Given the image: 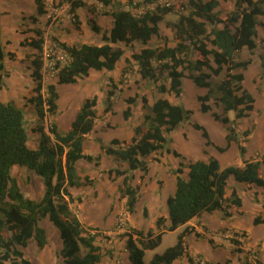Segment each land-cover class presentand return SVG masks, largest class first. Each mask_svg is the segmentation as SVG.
Listing matches in <instances>:
<instances>
[{"label":"trees","instance_id":"1","mask_svg":"<svg viewBox=\"0 0 264 264\" xmlns=\"http://www.w3.org/2000/svg\"><path fill=\"white\" fill-rule=\"evenodd\" d=\"M36 4L37 15L31 16L33 22L38 21V15L47 13L46 0H33ZM105 6L113 5L112 11H105V15L113 17L112 27L102 30L96 20V9L84 0H58V5L65 2L69 4V13L72 23L77 31L82 30V20L78 9L86 7L94 16L87 20L92 31L102 32V43L91 44L86 42L70 44L54 36V43L62 49L68 57V62H57L56 68L58 84H74L78 78L89 76L92 69L112 71L118 62L125 56V47L134 42H140L144 47L132 53L137 62L143 78L157 83L159 76L155 71L154 63L161 64V71H167L169 87L162 84L158 88L161 92H169L181 98L184 92V78L187 76L196 86L208 89L207 94L198 96L200 110L204 113L211 111L209 101L211 97L218 101L225 112L235 111L236 118H244L255 108L256 99L245 87L244 70L251 63V59H241L238 56L245 50L254 52L258 47V25L264 30V22H259V15H264V0H237L235 9L225 18L218 13L220 0H189L191 9L181 14L178 22L173 23L176 29L175 46L151 47L149 43L160 35L159 23L164 16L175 10L172 4H158L155 10H147L142 14H135L131 8L143 4L155 3L158 0H98ZM56 2V1H55ZM126 5V6H125ZM49 17L47 24L52 23ZM219 24H223L219 27ZM211 25V29H208ZM37 37H31L23 44L37 50L32 59V77L37 82L36 94L30 98L41 120L50 115L57 114L59 110V93L56 83L43 82V56L45 37L42 29H35ZM212 47H210V45ZM125 47H124V46ZM195 53L196 57L192 54ZM12 55V53H9ZM7 53L0 42V87L4 85L2 76L8 75L5 66ZM212 56V58H211ZM262 76L264 77V56H262ZM186 71L189 72L186 75ZM224 74L220 81L213 84L212 75ZM126 72L123 71L120 83L126 81ZM114 84V83H113ZM115 91L107 92L106 111L113 108L112 97ZM126 102L134 104L135 97H129ZM144 107L150 108L145 115V125L134 127L135 137L132 141L114 138L111 145L103 147L107 154L114 155L128 163L127 169L113 168L107 173L124 176L121 186L122 195L127 197V210L135 212L138 201L139 186L129 185V178L137 169L146 174L152 161H160L154 154L166 151L175 155L180 161L177 168H173L176 176V189L167 198L168 219L158 217L156 226L159 229L175 231L180 226L187 225L191 220L201 217L204 213L219 210L223 218L233 215V206H242V198L236 190L227 196L228 179L233 176L237 181L247 185L256 184L264 187V178L261 168L264 165V155L256 159L244 160V166L229 165L222 167L215 156L198 159L187 163L186 157L168 144L170 133L175 131L184 121L191 118L193 110L184 104H174L166 97L158 98L152 106H148L146 97L142 98ZM98 98L87 99L76 116L69 130L61 133L58 125L52 123L49 131L44 126L39 127L41 132L39 145L32 148L28 145L29 133L26 128L25 112L14 101L0 100V264H33L24 256L21 247H27L31 239H35L38 246L44 248L48 244L47 231L40 222L47 218L59 230L62 239L60 255L66 264H99L104 256L102 247L95 242L100 230L89 227L81 221L78 214L71 207L75 201L70 188L83 185L82 178L76 166L80 159L94 160L92 155L84 152V141L90 134L98 118ZM131 107L124 110L123 115L128 119L132 114ZM214 119L224 124L230 123L227 115L212 113ZM193 126L200 130L206 139V145L212 144L205 127L198 123ZM231 126L226 136L227 147L216 146L224 152L232 141H238L237 132ZM37 131V130H36ZM232 132H234L232 134ZM244 141L249 140L250 129L243 131ZM240 154L246 153L244 143L238 141ZM99 165L100 156L95 157ZM15 165L26 167L43 178L45 191L42 198L37 201L24 195L17 179L12 174ZM186 170V172H185ZM145 175L142 177L144 178ZM86 180L89 179L86 175ZM79 200L81 198H78ZM148 217V211L144 209ZM169 221L166 226L165 222ZM264 222V213L255 217V223ZM154 234L152 229L147 231L131 228L125 233L126 248L130 251L132 264H146L144 257L147 250H154L162 242L165 231ZM5 231L10 232L6 237ZM94 232V233H93ZM188 229L179 235L177 243L167 248L163 253L155 254L149 264H173L182 256H187L189 262L194 264L195 259L188 250L185 236ZM199 236H201L198 233ZM213 243V240H209ZM239 240L233 239V243ZM82 248L85 253L81 254ZM240 251V249H236ZM201 257V256H200ZM255 260L254 264H262ZM227 260L225 264H230ZM210 264L208 262H205ZM222 264V263H217ZM253 264V263H247Z\"/></svg>","mask_w":264,"mask_h":264},{"label":"rangeland","instance_id":"2","mask_svg":"<svg viewBox=\"0 0 264 264\" xmlns=\"http://www.w3.org/2000/svg\"><path fill=\"white\" fill-rule=\"evenodd\" d=\"M13 1H15L16 4L10 3ZM85 1L89 5H94V8L96 9L94 18H96L97 20V16L101 15L100 21L103 25H106L105 21L108 15L106 16L105 14H103V12L112 11L116 7L113 5L105 6L98 0ZM124 1L126 2V0ZM236 1L237 0H220V5L217 8L219 16L221 18H225L227 15H229L235 9ZM57 3L58 1L55 2V0L48 1V9H46L47 13L40 15L37 22H33L31 16L36 15L34 14V12H36V8L35 6L33 8V6L30 5L29 0H0V7H5V12H8L3 13V18L0 21V42L2 43L5 52L7 53L5 58V66L8 71V75L1 77L4 85L0 87V98L12 99L15 104H17L19 107H21V109L24 110L26 128L29 133L28 145L30 147H38L41 137V132L38 131V129L41 126H44L45 132L51 135L53 141L55 140L54 136L49 131L50 125L52 123H58L57 125H59V131L61 133H66L69 130L71 123L82 104L87 99L96 96L98 98V103L96 106L98 112L97 122L100 125L98 127L101 130L99 132H95L92 138L90 137L89 139H93L96 145L98 142L100 148L104 153H106V151L103 147L110 146L111 140L114 138L119 137L118 139L120 140L132 141V139L136 135L134 130V123L138 122V125H145V115L150 112V108L144 107L142 102L143 97L147 98L148 106H152L158 98L166 97L170 100V102L174 104H184L186 107L192 110L193 108L195 109V111H193L194 116L192 114L191 118L187 121H184L181 125L184 129L186 128V130L183 131V128H180L179 126L175 131L168 135L170 137L168 145L172 149H175L180 153H190V159L184 155L187 158V163H189L191 160L195 161L198 159L209 158V154L202 149V143L206 142V139L203 136L202 132L200 130H197L193 126V123H197L200 122V120H203V122L205 123V129L210 134H212V132L214 133L215 131L222 132V130H224V126H226L220 120L214 119L212 113H217L222 116L227 115L226 113H228L233 117L230 118L227 115L230 120V124L228 123V125L230 126H227V129L229 130L231 126L235 127L234 129L237 132L238 141L244 143L245 147L246 143L248 142L250 153L260 152L259 149L262 151L264 150V147L261 146L264 143V77L262 76V72L259 73L258 71H256L255 74L247 79L245 84V87L253 95H255L259 103V113H255L252 117H250V113L247 117L236 118L235 111L225 112L224 109H222L221 104L218 101L214 100L213 97H211V100L209 101V104L211 105V111L208 112L209 114H207L200 110L201 105L198 100L199 94L189 91H187V94H185L184 87L182 97L177 98L174 94H171L169 92H161L159 90L158 87L160 85H166L167 83H169V80L167 79V71H161L160 63H154L155 71L159 76V80L157 81V83H154L151 80L145 79L141 76L139 67L137 66L138 64L132 58L133 52H138L144 47V45L140 42H134V44L130 47H125L123 45L126 49V54L118 64V67L121 68V75H119V79L116 78L118 74H116V76L113 78L108 77V72L103 70L92 72V74H89V76L84 78H78L77 82L74 84H65L67 86L66 88L65 85L61 84L60 88L59 86H57V91L60 94L58 100L59 110L57 114L50 115L43 120H41L39 116H37L38 114H36L37 118L35 119L32 113V107L30 106L32 103L30 101V98L36 94L35 88L37 86V82L32 77V59H34L35 55L38 52L35 48H32L27 44H23L24 41H28V39L31 37H37L36 32H34L35 29L39 28L44 31L45 46L43 56L45 65L43 68V82L45 85H47L48 83L57 82L58 70L55 67L57 62L60 61L62 64H65L69 60L65 52L54 43V36H57L59 38L62 37V40L75 44L81 42L91 44L102 43V32L97 33L92 31L87 24V20L92 17V15L86 7H82L83 10H80V17L82 18L83 24L82 30L77 31L74 28L72 17L69 14L68 3L65 2L60 6H57ZM158 4L174 5L175 10L173 12L176 14V22L179 21L181 14H186L191 9L189 0H158L155 3L143 4L140 7L131 9H134L135 14H142L147 10H155ZM49 17H51L53 20L51 24H47ZM17 19H19V24L16 22ZM258 21L260 23L263 22L264 15H259ZM167 26L174 30L173 39H171V33L169 31H162V35H158V37L155 36L152 42L149 43L151 47L165 45L169 46V43H171L172 41L176 42V29L173 27V23L167 22ZM218 26L222 27L223 24H219ZM211 27V25H208V29H211ZM262 29V26L258 25V47L255 49V51L252 53L249 50L245 49L238 56V58L246 59L253 55V58H256L258 60L263 59L262 56H264V38H262V35H264V32ZM168 32L170 33V36L167 35ZM210 47H212V45H210ZM9 53H12V55H10ZM195 55V53L192 54L193 57H196ZM123 71L126 72V79H132L131 82L125 81L124 83H120ZM185 73L186 75L189 74L188 71H186ZM223 75V73L219 76L212 75L213 84H216V82L220 81ZM184 80L187 84H195L193 80H191L187 76L184 78ZM106 81H108L107 86ZM87 83H90V85H88ZM166 87L169 86L166 85ZM187 87L190 88V84H188ZM109 90H114L115 94L112 97V101L114 103L112 111L107 112L106 97ZM129 97H135L137 99V102L134 104H128L126 100ZM128 106H130L132 109V114L129 117L131 118V120H128L129 118L125 119L123 115L124 110H126ZM108 113H111L110 115H112L110 116V119L106 118ZM246 129H250L251 134L253 131H255L253 134V138H251L250 134L248 141H244L243 131ZM132 133L134 134L132 135ZM233 133L234 132H232V134ZM99 135H101L102 137L98 138ZM238 141L236 142L235 140L232 142L236 143L235 149L241 156ZM89 143H87L86 149H89L91 152H93L94 150L91 147V145L93 144L89 145ZM236 150H231L229 154H227L229 155L227 156V159L230 160L229 162H233L234 165H236L238 159H240V156H237ZM154 155L159 158L160 161H152L150 171L144 174L143 171L137 169L129 178V185H132L133 187H140L136 209L133 213L127 210V197L123 196L120 190L121 186L123 185L124 176H118L115 173L109 175L107 173L109 169H113L111 168L112 165L114 166V169H123L121 168L120 164V162H123V160L115 157L114 155H111L113 156V161H111L110 159V161L108 159H104L102 163L100 161L99 165L96 164V156H93L94 160L90 161L84 158V161L82 160L83 162H79L80 166H84V168H81L84 169V171L81 170L80 176L82 178L83 185L70 188V191L73 192H71L73 197H75V201L71 203V207L73 211L78 215H82L81 212L83 209H85L84 211H86L87 214L90 215V219L93 218L95 220L89 221L87 219L86 221L85 219L84 222L89 227H93L96 225L95 227L99 228L100 234L97 236V240L95 243L102 247L104 255L107 256L106 260L110 264H113V261L115 262V264H121L117 263V259H121L122 257V249L123 247H125L127 240L125 233L130 231L131 228L139 229L140 227L141 229L147 231L148 229H150L148 226L152 225V223H154V227H156V221L154 220L155 215H157L158 217L166 215V217L168 218L167 198L169 197V195H171V186L174 185V191L176 189V176L173 168H177L179 166L180 160L172 153L166 151H158ZM259 155L262 156L264 154H261L260 152ZM259 155L256 153V157H254L253 159H256L257 157H259ZM172 160H174V163L172 162ZM171 164H173L175 167H172L173 165ZM222 164V166L228 165L226 161H222ZM126 165L128 166V163H126ZM85 167L89 168L90 174H86L87 168ZM164 171L166 173H164ZM12 174L17 179L21 191L25 196L29 198H31L30 195L33 191L37 192L38 194L41 190L45 189V184L41 176L37 175L34 171L26 169V167L24 166H13ZM86 175H88L89 177L88 180H86L85 178ZM143 175H145L144 178L142 177ZM228 191L230 193L229 195L231 196L232 192L230 191L229 187ZM83 195L86 202L85 205H83ZM78 198L81 199L79 200ZM245 201L248 205V208H251L250 204L252 203V210L249 214H256L257 210L253 202L260 203V199L258 193L255 192L253 188H249L246 191ZM147 205L149 208L147 207ZM145 208L148 210L150 217L144 215ZM232 209H234V215L236 216L233 222H243L245 223L244 225L247 226L252 225L253 216L249 214L244 216L243 213L238 210V206H233ZM209 214L212 213H206L204 216L202 215L201 217L195 218L194 220H192L191 224H187L186 226L179 228V230H165L161 244L154 250L146 252L144 259L145 263L149 264L155 254H161L167 248L174 246L177 243L178 235L185 228L188 229L187 234H191L194 237H201L198 235L199 232H195L196 226H205V224L203 223L205 221L203 220L205 216H208V218L211 217L210 219H212V221H215L217 219L216 215H220L221 217L222 212L218 211L215 214H212V216H209ZM40 224L47 231L48 244L46 245L47 247L45 246L46 252L43 253V248L38 246L35 239H31L27 247L20 246V249L24 252V256L31 260L34 264H66L63 257L60 255L62 239L59 235V232L55 230L56 226L47 218L43 219ZM168 225L169 221H167L166 223V226ZM161 230H163V228L154 230V234L161 232ZM204 231L205 233L202 236H204L205 238H201L203 241L199 242V246L195 245L196 242H193L192 240L191 241L193 243L190 242V245L193 248H198L202 252L206 249L205 245H209L208 241L210 239L212 240V238H210L211 234H209V231ZM247 232L245 229L243 231H236L234 229L227 228L219 230L217 232L219 234L217 235L218 241H221L228 246L231 243L236 249H240V251H237L236 253H231L228 250V247L226 249L223 248L219 250L217 258L222 259V262L220 263L225 264L227 260L232 262V259H235L234 261L236 263L238 257L240 260L239 264H246V262H251L254 264L256 262L255 260L257 259H259L258 261L264 264V237L262 236L264 235V233H262L263 231L259 230V232H257L251 228V231ZM202 233L203 231H201V234ZM10 234V232L5 231L6 237H9ZM234 238L239 240V242L233 243ZM216 246H220V244H216ZM85 251L86 249L82 248L80 253L83 254L85 253ZM189 252L191 251L189 250ZM185 256L182 257L181 260L179 259L180 261L176 264H191L189 260L185 258ZM192 256L193 258H195L194 264L200 263V261H204L203 264H207L205 262H208L207 258L202 254H192ZM231 262L230 264H232ZM103 264L106 263L104 262ZM210 264L217 263L211 261Z\"/></svg>","mask_w":264,"mask_h":264},{"label":"crops","instance_id":"3","mask_svg":"<svg viewBox=\"0 0 264 264\" xmlns=\"http://www.w3.org/2000/svg\"><path fill=\"white\" fill-rule=\"evenodd\" d=\"M48 1H54V0H46V4L48 3ZM55 1H58V0H55ZM85 1V0H84ZM120 1H122V2H124V3H126L124 0H120ZM138 1H143V0H135V2H138ZM11 4H16V2L15 1H13V2H10ZM29 3H30V5H32L33 6V8H34V6H35V8H36V4H35V2L33 1V0H29ZM126 6V5H125ZM7 8H8V5H7ZM126 8L127 9H130L131 11H133L134 12V9H131V7H129V6H126ZM46 9H48V7H46ZM5 7H3V8H1L0 7V21L2 20V18H3V13H8V12H5ZM80 10H83V8H79L78 9V13H79V15H80ZM36 12H37V8H36ZM36 12H34V14H36L37 15V13ZM2 13V14H1ZM103 14H104V12H103ZM92 15V14H91ZM97 15V14H96ZM92 16H94V15H92ZM100 16L101 15H99V16H97L98 17V19H97V21H98V24L103 28V29H106V28H110V27H112V24H113V17L111 16V15H106L107 16V19H106V25H103L102 23H101V21H100ZM38 17H40V15H38ZM176 17V14L174 13V12H170V13H168V14H166L165 16H164V19L162 20V21H160V23H159V27H160V35H162L161 34V32L162 31H169L170 33H171V39H173V34H174V30H172L169 26H167V22H170V23H174V22H176V20H177V18H175ZM102 19V18H101ZM104 19V18H103ZM18 20V21H17ZM16 20V22L18 23L19 22V19H17ZM81 20H82V18H81ZM264 22V21H263ZM19 24V23H18ZM83 24V23H82ZM263 30V29H262ZM259 31V30H258ZM167 33V35L168 36H170L169 34L170 33ZM263 32H264V30H263ZM165 35V34H164ZM158 37V36H157ZM61 38V40H62V37H60ZM168 38V37H167ZM262 38H264V35H262ZM154 39V38H153ZM152 39V40H153ZM152 40H151V42H152ZM62 41H65V40H62ZM150 42V43H151ZM176 42H177V40H176ZM176 42L175 41H172L171 43H169V46H175L176 45ZM69 43V42H68ZM70 44H73V43H70ZM125 54H126V52H125ZM253 55H251L249 58L251 59V63L248 65V67L244 70V74H245V79H244V84H246V81H247V79L249 78V77H251L253 74H255V72L256 71H258L259 73H261L262 72V64H261V61L262 60H258V59H256V58H253L252 57ZM246 58V57H245ZM247 59V58H246ZM121 61V60H120ZM119 61V62H120ZM119 62H118V64H119ZM118 64H117V66H116V68L114 69V70H112V71H107V70H105L106 72H108V77H115L116 76V74H118V76H116V78L117 79H119V75H121V72H120V69L121 68H119L118 67ZM138 66V65H137ZM101 71H103V70H101ZM92 72H98L97 70H94V69H92L91 71H90V74H92ZM113 74V75H112ZM126 81H129V82H131L132 81V79H127ZM169 82V81H168ZM55 83V82H54ZM107 83H108V81H106V86H107ZM88 85H90V83H87ZM188 84H190V88L189 87H187L188 86ZM186 83V81L184 80V87H185V94H187V91H189V92H195V93H197V94H199V96L200 95H205L206 93H207V88H204V87H199V86H196L195 84H193V85H191V83ZM56 85L57 86H59V88H60V86H61V84L59 85L57 82H56ZM62 85H65V84H62ZM70 85V84H69ZM167 86H169V83H167L166 84ZM246 86V85H245ZM67 86L65 85V88H66ZM58 88V87H57ZM60 95V94H59ZM186 96V95H185ZM254 97H255V95H253ZM255 99H256V97H255ZM0 100H2V101H4V102H7V101H12V99H1L0 98ZM264 101V100H263ZM31 107H32V113H33V116H34V118L36 119L37 117H36V114H37V112H36V109H35V106H34V104L33 103H31V105H30ZM221 107H222V105H221ZM197 108V107H196ZM222 109H223V107H222ZM259 109H260V106H259V103H258V101H257V99H256V102H255V108H254V110L251 112V116L250 117H252L255 113H259ZM193 111H195V109L193 108ZM194 113V112H193ZM111 113H108L107 114V117L106 118H108V119H110V116H112V115H110ZM207 114H209V113H207ZM230 118H233L232 116H230L228 113H226ZM38 116V115H37ZM193 116H194V114H193ZM210 116V115H209ZM128 120H131V118H129ZM109 121V120H108ZM198 124H200V125H202L203 127H205V123L203 122V120H200V122H197ZM58 124V123H57ZM138 122H136V123H134V127L135 126H138ZM230 124V123H229ZM182 125V124H181ZM180 125V128L182 127ZM226 126H224V130H222V132L221 131H215L214 133L212 132V134H210L209 132H208V134H209V137H210V139H211V141H212V144H210V145H206V143L204 142V143H202V149L205 151V152H207L208 154H209V156H215L216 158H218L219 159V161H220V164H221V166L223 165L222 164V161H226V163L228 164V165H225V166H222L223 168L224 167H227V166H229V165H234L233 164V162H229L230 160L229 159H227L228 157L227 156H229V155H227V154H229V152L231 151V150H236L235 149V147H236V143L235 142H231V144L229 145V147H228V149L227 150H225L224 152H221V151H219L217 148H216V146H221V147H227V145H228V142H227V139H226V136H227V134H228V127L227 126H230V125H228V124H225ZM59 126V125H58ZM98 126H100L99 124H98V122H97V120H96V124H95V127H94V129H93V131L90 133V134H88L87 135V137L85 138V141H84V152L86 153V154H88V155H92V156H100L101 157V163L104 161V159H110L111 161H113V156H111V155H108L107 153H104L103 152V150L100 148V145H99V143L97 142V145H96V143L94 142V140L93 139H89L90 137L92 138V136H93V134L95 133V132H99L101 129L98 127ZM242 126V125H241ZM99 128V129H98ZM183 128V127H182ZM113 129V128H112ZM184 130H186V128L184 129L183 128V131ZM132 132V131H131ZM131 132H129V133H131ZM254 132L255 131H253L252 132V134H251V138H253V134H254ZM134 133H132V135H133ZM131 135V136H132ZM211 135H212V137H211ZM118 136V135H117ZM102 136L101 135H99L98 136V138H101ZM119 138V137H118ZM90 142V143H89ZM250 142V141H249ZM87 143H89V145L90 144H93V145H91V147L93 148V152H91L89 149H86V145H87ZM262 147H264V143L261 145ZM246 153H245V155L243 156V157H241L240 155H239V152H237V150H236V152H237V156H240V159H238V162L236 163V165L235 166H240V167H242V166H244V163H243V159L244 160H251V159H253L254 157H256V153L259 155L260 154V152H261V154H264L263 152H264V150L262 151V150H260L259 149V151L260 152H254V153H250V151H249V143L247 142L246 143ZM33 148H35V146H33ZM179 152V151H178ZM92 153H94V154H92ZM180 153V152H179ZM183 152H181V154H182ZM183 155H185L187 158H191V156H190V153L189 152H186V153H183ZM199 156V155H198ZM197 156V157H198ZM236 156V157H237ZM260 156V155H259ZM258 158V157H257ZM208 159V158H207ZM206 159V160H207ZM83 159H80L79 161H77V163H76V166H77V168H78V173H79V175L81 176V170H83L84 171V169H81V168H84V166H80L79 165V162L80 161H82ZM109 160V161H110ZM84 161V160H83ZM82 161V162H83ZM191 161H193V160H191ZM172 162L174 163V160H172ZM85 163V162H84ZM120 164H121V168H123V169H127V165H126V163L123 161H121L120 162ZM171 165H173V164H171ZM80 166V167H79ZM150 167H151V163L149 164V171H150ZM172 167H175L174 165L172 166ZM85 168H87V172H86V174H90V170H89V168L88 167H85ZM111 168H114V166L112 165L111 166ZM167 168V167H166ZM27 169V168H26ZM166 172H167V170H166ZM165 171H164V173H166ZM261 175H262V177L264 178V165L262 166V168H261ZM42 178V177H41ZM43 179V178H42ZM228 186H227V196H230L229 194V191H228V187L230 188V191L232 192L233 190H236L237 191V193H239V196L242 198V206H239V211L240 212H242L243 213V215L244 216H246L247 214H249L250 212H251V208H252V203L250 204V206H251V208H248V205L246 204V201H245V193H246V191L249 189V188H253V190L255 191V192H257L258 193V196H259V199H260V203H256V202H253V204H254V206L256 207V210H257V213L256 214H249V215H251V216H253V223H252V225L251 226H247V225H244L245 223H243V222H241V223H236V222H233V220L235 219V215H234V209H232L231 211H232V213H233V215L230 217V218H228V219H224L222 216H223V214L221 215V217H220V215H216V218L218 219H216L215 221H212V219H210L211 217H209L208 218V216H205L204 218H203V220H205L203 223L205 224V226H200V227H198V226H196V229H195V232L197 233V232H199L200 234H201V231H203V233L201 234V237H194L193 235H191V234H187L186 236H185V240H186V242L188 243V250H190L191 252L190 253H192V254H202V255H204L206 258H207V261L210 263L211 261H213V262H215V263H220V262H222L221 260L222 259H220V258H217V256H218V251L219 250H221V249H223V248H227L228 247V250L231 252V253H236L237 251H236V248L230 243V247L228 246V245H226L225 243H223V242H221V241H218V239H217V235H219L217 232L219 231V230H222V229H225V228H227V229H234V230H236V231H243L244 229L246 230V232L247 231H251V228L253 229V230H255V231H257V232H259V230H262L263 232L262 233H264V222L263 223H259V224H256L255 223V217L258 215V214H261V213H264V206H263V203H264V187H262V186H258V185H256V184H252V185H247L246 183H244V182H240V181H237L233 176H230L229 177V179H228ZM170 188V187H169ZM44 191H45V189L44 190H41L40 191V193H38L37 194V192H32V194L30 195L31 196V198H33V199H35V200H37V201H39L41 198H42V196H43V194H44ZM72 192V191H71ZM33 193H35V194H33ZM73 193V192H72ZM174 193V185H172L171 186V194H173ZM37 194V195H36ZM38 197V198H36V197ZM261 201H263V202H261ZM86 204V202H85V200H84V195H83V205H85ZM261 204H262V207H261ZM147 207H148V205H147ZM149 208V207H148ZM250 209V210H249ZM85 209H83L82 210V212H81V214L82 215H78L79 216V218L81 219V221L83 222V223H85L84 222V220L86 219V221H87V219L89 220V221H91V220H93V221H95L93 218L92 219H90V215H88L87 214V212L86 211H84ZM148 211V210H147ZM219 210H216V211H213V212H211L212 214H215L216 212H218ZM206 213H208V212H206ZM206 213H204L203 214V216L206 214ZM167 214H168V210H167ZM212 214H209V216H212ZM87 215V216H86ZM131 215V214H130ZM129 215V216H130ZM155 215V214H154ZM82 216H83V219H82ZM148 216H149V212H148ZM161 216V215H160ZM166 219H168L167 217H166V215H163ZM168 216V215H167ZM150 217V216H149ZM157 218H158V216L157 215H155L154 216V220L156 221L157 220ZM244 219V218H243ZM194 220V219H193ZM168 221V220H167ZM167 221L165 222V225H166V223H167ZM191 222H192V220L188 223V224H191ZM86 224V223H85ZM87 225V224H86ZM93 226V225H92ZM96 226V225H95ZM95 226H93V227H95ZM184 226V225H183ZM183 226H180L179 228H181V227H183ZM186 226V225H185ZM150 229H152L153 231L154 230H158L159 228H157V226L156 227H154V223H152V225H149L148 226ZM143 228H146V227H143ZM179 228H178V230H179ZM139 229H141L140 227H139ZM164 229V228H163ZM55 230H57V232H59V230H58V228H56L55 227ZM177 230V229H176ZM204 230H206V231H209V234H211V237L210 238H212V240H213V243H210L209 241V245L207 246V245H205L206 246V249L204 250L205 251V253H204V251L202 252L200 249H198V248H193L191 245H190V242H196L195 243V245H197V246H199V242L200 241H203L201 238H205L204 236H202L204 233H205V231ZM162 231V230H161ZM163 231H165V230H163ZM109 232V231H108ZM248 233V232H247ZM164 234V233H163ZM59 235H60V233H59ZM260 235H262V234H260ZM263 237H264V235H262ZM162 240H163V235H162ZM192 240V241H191ZM110 242H111V240H110ZM125 242V241H124ZM192 242V243H193ZM215 244V245H214ZM216 244L218 245V244H220V246H216ZM264 245V244H263ZM47 247V246H46ZM46 247L45 248H43V253L44 252H46ZM61 247H62V243H61ZM61 249V248H60ZM123 254H122V257H121V259H117V263H121V264H132V262H131V260H130V251L126 248V246L125 247H123ZM147 251H150V250H147ZM146 251V252H147ZM145 255H146V253H145ZM106 257L107 256H103V258H102V260H101V262L99 263V264H103L104 262L106 263V264H110L107 260H106ZM182 257H184V256H182ZM182 257L181 258H179L180 260L182 259ZM185 258H187V256H185ZM229 258V257H228ZM144 259H145V257H144ZM179 259H177V260H175L174 262H173V264H176L177 262H179L180 260ZM232 259V258H231ZM187 260H188V258H187ZM235 259H232V264H236V263H240V260H239V258L237 257V262L235 263V261H234ZM34 264V263H33ZM112 264V263H111ZM113 264H115V262L113 261ZM246 264H247V262H246Z\"/></svg>","mask_w":264,"mask_h":264},{"label":"built area","instance_id":"4","mask_svg":"<svg viewBox=\"0 0 264 264\" xmlns=\"http://www.w3.org/2000/svg\"><path fill=\"white\" fill-rule=\"evenodd\" d=\"M94 233V232H93ZM204 263V261H200V263L199 264H203Z\"/></svg>","mask_w":264,"mask_h":264},{"label":"clouds","instance_id":"5","mask_svg":"<svg viewBox=\"0 0 264 264\" xmlns=\"http://www.w3.org/2000/svg\"><path fill=\"white\" fill-rule=\"evenodd\" d=\"M86 2V1H85ZM101 3V2H100ZM68 6H69V4H68ZM70 14V13H69ZM71 15V14H70ZM257 258V257H256ZM195 259V258H194ZM251 263V262H250ZM196 264H199V263H196Z\"/></svg>","mask_w":264,"mask_h":264}]
</instances>
